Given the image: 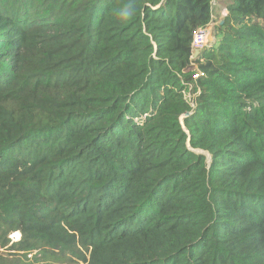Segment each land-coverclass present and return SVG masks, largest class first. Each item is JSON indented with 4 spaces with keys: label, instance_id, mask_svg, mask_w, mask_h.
<instances>
[{
    "label": "trees",
    "instance_id": "trees-1",
    "mask_svg": "<svg viewBox=\"0 0 264 264\" xmlns=\"http://www.w3.org/2000/svg\"><path fill=\"white\" fill-rule=\"evenodd\" d=\"M210 2L0 0V264H264V0L192 61Z\"/></svg>",
    "mask_w": 264,
    "mask_h": 264
},
{
    "label": "built area",
    "instance_id": "built-area-1",
    "mask_svg": "<svg viewBox=\"0 0 264 264\" xmlns=\"http://www.w3.org/2000/svg\"><path fill=\"white\" fill-rule=\"evenodd\" d=\"M217 0H211L210 4L213 10V4H215ZM223 18L227 15V13H224L223 11L221 12ZM214 17L212 15V21L206 25L205 27L201 28H196L193 33H192V41H191V60H195L196 58H193V53L194 51L198 50V52H201L209 43V40L211 38V33H212V27L214 26L213 24ZM190 71L194 72L192 75L193 80H196L198 78L204 77V73L198 69V67L194 64L191 63V69ZM187 95L186 92L184 93V99L185 101L190 105V107L193 109L195 107V104L193 102L194 100V95L191 94L192 90V85H187ZM198 93V92H197ZM192 97V98H191Z\"/></svg>",
    "mask_w": 264,
    "mask_h": 264
},
{
    "label": "rangeland",
    "instance_id": "rangeland-1",
    "mask_svg": "<svg viewBox=\"0 0 264 264\" xmlns=\"http://www.w3.org/2000/svg\"><path fill=\"white\" fill-rule=\"evenodd\" d=\"M226 2H227V0H217L215 2V4H213V17H214L213 24H214V26L212 27V30H211L212 33H211V38L209 40V43H214V41H215V38L213 36L214 27L217 26L218 24H220V21L222 19H224L221 12L223 11L224 13H227V11L224 8V6L226 5ZM185 95H187V93ZM205 155H206L207 161L209 162V156L207 154H205ZM8 238L13 243L20 240L19 236L17 234H14L12 236H10V234H9ZM3 251H5V250L1 249V247H0V252H3ZM30 256H31V254L29 255V257ZM85 258H86V256H85Z\"/></svg>",
    "mask_w": 264,
    "mask_h": 264
},
{
    "label": "water",
    "instance_id": "water-1",
    "mask_svg": "<svg viewBox=\"0 0 264 264\" xmlns=\"http://www.w3.org/2000/svg\"><path fill=\"white\" fill-rule=\"evenodd\" d=\"M221 23H222V22H221ZM198 54H199L198 50L194 51V53H193V58H196V57L198 56ZM189 115H190V114L187 113V114H185V115L180 119L181 124L183 123V122H182L183 118H185V117H187V116H189ZM193 152H195V153H197V154H203V155L206 154V153H204L203 151H193ZM205 156H206V155H205ZM208 156H209V155H208ZM209 160H210V157H209ZM20 238H21V235H20Z\"/></svg>",
    "mask_w": 264,
    "mask_h": 264
},
{
    "label": "crops",
    "instance_id": "crops-1",
    "mask_svg": "<svg viewBox=\"0 0 264 264\" xmlns=\"http://www.w3.org/2000/svg\"><path fill=\"white\" fill-rule=\"evenodd\" d=\"M221 21H222V20H221ZM221 21H220V22H221Z\"/></svg>",
    "mask_w": 264,
    "mask_h": 264
},
{
    "label": "clouds",
    "instance_id": "clouds-1",
    "mask_svg": "<svg viewBox=\"0 0 264 264\" xmlns=\"http://www.w3.org/2000/svg\"><path fill=\"white\" fill-rule=\"evenodd\" d=\"M223 20V19H222Z\"/></svg>",
    "mask_w": 264,
    "mask_h": 264
}]
</instances>
